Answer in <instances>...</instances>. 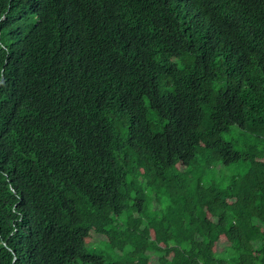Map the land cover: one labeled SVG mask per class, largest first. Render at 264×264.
<instances>
[{"label": "trees", "instance_id": "16d2710c", "mask_svg": "<svg viewBox=\"0 0 264 264\" xmlns=\"http://www.w3.org/2000/svg\"><path fill=\"white\" fill-rule=\"evenodd\" d=\"M0 264H264V0H0Z\"/></svg>", "mask_w": 264, "mask_h": 264}, {"label": "rangeland", "instance_id": "374dc122", "mask_svg": "<svg viewBox=\"0 0 264 264\" xmlns=\"http://www.w3.org/2000/svg\"><path fill=\"white\" fill-rule=\"evenodd\" d=\"M191 150H192V149H191ZM214 212L217 213V210H215ZM218 226H219V228L222 229L223 226H224V223L221 221V222L219 223ZM77 232H78V231H77ZM80 235H81V233H80ZM84 240H85V241H86V240H87V241H88V240H91V237L84 238Z\"/></svg>", "mask_w": 264, "mask_h": 264}, {"label": "clouds", "instance_id": "9594fccd", "mask_svg": "<svg viewBox=\"0 0 264 264\" xmlns=\"http://www.w3.org/2000/svg\"><path fill=\"white\" fill-rule=\"evenodd\" d=\"M15 214L18 215V216H20V212H16Z\"/></svg>", "mask_w": 264, "mask_h": 264}]
</instances>
